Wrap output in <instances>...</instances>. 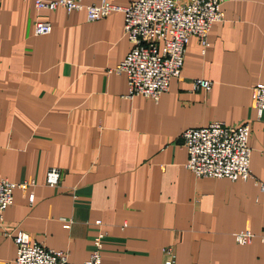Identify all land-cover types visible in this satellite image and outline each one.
Wrapping results in <instances>:
<instances>
[{"label":"crops","instance_id":"1","mask_svg":"<svg viewBox=\"0 0 264 264\" xmlns=\"http://www.w3.org/2000/svg\"><path fill=\"white\" fill-rule=\"evenodd\" d=\"M221 8L205 52L192 36L179 76L153 100L127 98L126 76L114 71L131 47L122 12L88 21L85 10L0 0V179L33 182L13 190L3 214L0 264L14 259L19 230L73 264L87 260L100 230L101 264H163L165 247L173 264H264V121L251 99L264 83V0ZM37 21L51 32L35 35ZM197 78L210 90H193ZM212 121L251 123V178L186 167L181 133ZM52 167L61 172L54 187L45 183ZM247 228L253 238L237 243Z\"/></svg>","mask_w":264,"mask_h":264},{"label":"built area","instance_id":"2","mask_svg":"<svg viewBox=\"0 0 264 264\" xmlns=\"http://www.w3.org/2000/svg\"><path fill=\"white\" fill-rule=\"evenodd\" d=\"M84 0H34L36 9L54 10L62 7L66 11L85 10L86 19L95 21L111 12L124 15L123 30L131 47L124 59L114 68L124 73L127 80L126 96H143L158 100L167 90L171 78L178 77L183 66L189 39L197 37L204 53L208 46L207 34L214 22L223 19L221 5L226 0H134L125 7L106 0L100 3L84 4ZM51 23L37 21L33 27L35 35L51 32ZM212 82L197 78L192 82L193 90H210ZM252 105L256 119L264 121V83H257L251 90ZM251 125L241 121L229 125L212 121L202 127L188 128L181 135L187 151L186 167L196 177H225L231 180L251 178L249 171L250 148L248 139ZM61 173L57 168L46 172L45 183L54 187L60 184ZM33 182L15 183L0 179V224L3 214L11 205L13 190H25ZM264 190V185L260 186ZM32 202L33 195L29 194ZM101 226L100 219L94 222ZM105 232L101 231L93 239V249L81 264H101V252ZM250 231L236 234L243 244L252 238ZM264 242V235L261 236ZM16 246L15 257L10 264H73L68 262L63 251L50 249L33 240L22 230L13 236ZM163 264H172V253Z\"/></svg>","mask_w":264,"mask_h":264},{"label":"rangeland","instance_id":"3","mask_svg":"<svg viewBox=\"0 0 264 264\" xmlns=\"http://www.w3.org/2000/svg\"><path fill=\"white\" fill-rule=\"evenodd\" d=\"M222 6V5H221ZM190 40V39H189ZM188 46V45H187ZM185 58V57H184ZM184 62V61H183ZM114 71H115V69H114ZM121 73V72H120ZM196 91V90H195ZM127 97V96H126ZM134 97V96H133ZM128 98V97H127ZM132 98V97H131ZM250 125H251V123H250ZM202 127V126H201ZM194 128V127H193ZM181 139V138H180ZM54 168V167H53ZM58 169V168H57ZM59 170V169H58ZM60 171V170H59ZM61 173V172H60ZM193 173V172H192ZM215 178H217V177H215ZM220 178H225V177H220ZM227 179H229V178H227ZM229 180H231V179H229ZM237 180H241V179H237ZM247 180V179H246ZM234 181V180H233ZM245 231H250L251 233H252V231L249 229V228H247V229H244V230H241V231H239V232H236L235 234H234V238H235V240H236V242L237 243H239L238 241H237V239H236V234H238V233H240V232H245ZM253 234V233H252ZM253 236H254V234H253ZM253 236H252V238H253ZM262 236V235H261ZM261 236H260V240H261ZM251 238V239H252ZM250 239V240H251ZM249 240V241H250ZM248 241V242H249ZM262 241V240H261ZM263 242V241H262ZM247 243V242H246ZM239 244H241V243H239ZM243 244H245V243H243ZM165 249H167V251L168 252H171L173 255H172V260H173V262H174V252L170 249V248H168V247H165L164 249H163V253L166 255V257L164 258V260L167 258V257H169V254L168 253H166L165 252ZM164 260H163V262H164ZM173 264V263H172Z\"/></svg>","mask_w":264,"mask_h":264}]
</instances>
